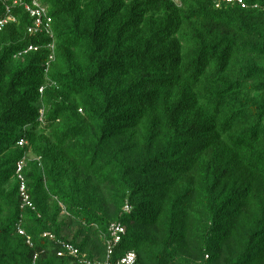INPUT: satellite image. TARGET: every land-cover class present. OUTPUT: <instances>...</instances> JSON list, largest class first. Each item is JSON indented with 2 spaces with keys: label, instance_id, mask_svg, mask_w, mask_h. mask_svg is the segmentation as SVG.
Returning a JSON list of instances; mask_svg holds the SVG:
<instances>
[{
  "label": "trees",
  "instance_id": "trees-1",
  "mask_svg": "<svg viewBox=\"0 0 264 264\" xmlns=\"http://www.w3.org/2000/svg\"><path fill=\"white\" fill-rule=\"evenodd\" d=\"M243 1L41 0L53 36L14 8L0 264H81L67 245L109 264H264V0Z\"/></svg>",
  "mask_w": 264,
  "mask_h": 264
},
{
  "label": "built area",
  "instance_id": "built-area-1",
  "mask_svg": "<svg viewBox=\"0 0 264 264\" xmlns=\"http://www.w3.org/2000/svg\"><path fill=\"white\" fill-rule=\"evenodd\" d=\"M6 7V17L4 19H0V32L6 27V25L10 23H17V18L14 15L15 7H23L26 13L34 20L33 26L30 28L29 32L31 34H41L45 33L47 35L53 36L52 33V18L48 14V10L43 7L41 0H0ZM218 7H221L222 3L230 4V3H238L242 5L243 8L246 7L243 0H214ZM51 49H54V46L50 45ZM38 48L31 47L29 51H37ZM53 59V57H51ZM44 88L40 90L43 93ZM24 144V140H22L21 145ZM23 171V164H19L18 173L21 174ZM23 180V179H22ZM22 191H25V185L22 186ZM28 202V199H26ZM28 205L30 203L28 202ZM125 235V229L122 226H115L111 230V238L107 239V248L108 255H112L114 249L122 242L123 236ZM66 251H68L72 256L77 259H80L81 264H109L102 262H92L87 260L86 258L81 259L80 253L77 249H75L71 245L65 246ZM63 253H60L61 257ZM118 264H137V255L133 252L128 253Z\"/></svg>",
  "mask_w": 264,
  "mask_h": 264
},
{
  "label": "clouds",
  "instance_id": "clouds-1",
  "mask_svg": "<svg viewBox=\"0 0 264 264\" xmlns=\"http://www.w3.org/2000/svg\"><path fill=\"white\" fill-rule=\"evenodd\" d=\"M54 46V45H53ZM31 48V47H30ZM37 48V47H36ZM38 50H39V48H38ZM37 50V51H38ZM36 51V52H37ZM27 52H32V51H29V49H28V51ZM53 57V56H52ZM53 59H54V57H53ZM53 59H51V60H53ZM42 89V88H41ZM20 175V174H19ZM20 179H21V185L23 186V184L25 185V180H24V178L23 177H20ZM23 179V180H22ZM21 191H22V187H21ZM25 192H26V188H25V191H22V193H23V197H24V200H25V203L27 204V206H29V207H32V205H31V203H30V201H29V198L25 195ZM26 199H28V202L30 203V205H28V202L26 201ZM119 226H121V225H119ZM124 228V227H123ZM125 229V228H124ZM20 234L23 236V235H25V233L23 232V231H20ZM125 235H126V230H125ZM125 235L123 236V238L125 237ZM48 235H45V237H47Z\"/></svg>",
  "mask_w": 264,
  "mask_h": 264
}]
</instances>
